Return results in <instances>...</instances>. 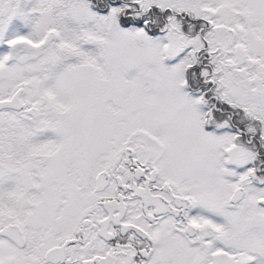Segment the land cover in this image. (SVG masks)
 <instances>
[{
	"label": "snow or ice",
	"instance_id": "6c2138e0",
	"mask_svg": "<svg viewBox=\"0 0 264 264\" xmlns=\"http://www.w3.org/2000/svg\"><path fill=\"white\" fill-rule=\"evenodd\" d=\"M0 264H264V0H0Z\"/></svg>",
	"mask_w": 264,
	"mask_h": 264
}]
</instances>
